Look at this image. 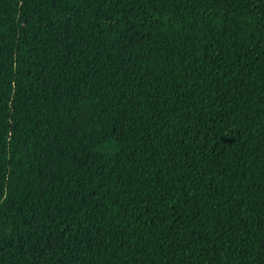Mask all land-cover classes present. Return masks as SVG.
<instances>
[{"label":"trees","instance_id":"trees-1","mask_svg":"<svg viewBox=\"0 0 264 264\" xmlns=\"http://www.w3.org/2000/svg\"><path fill=\"white\" fill-rule=\"evenodd\" d=\"M0 264H264V0H0Z\"/></svg>","mask_w":264,"mask_h":264}]
</instances>
